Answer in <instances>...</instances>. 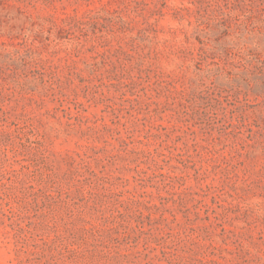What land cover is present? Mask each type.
<instances>
[{"label": "rangeland", "instance_id": "1", "mask_svg": "<svg viewBox=\"0 0 264 264\" xmlns=\"http://www.w3.org/2000/svg\"><path fill=\"white\" fill-rule=\"evenodd\" d=\"M0 264H264V0H0Z\"/></svg>", "mask_w": 264, "mask_h": 264}]
</instances>
